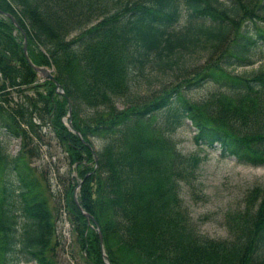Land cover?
Instances as JSON below:
<instances>
[{
  "label": "trees",
  "instance_id": "obj_1",
  "mask_svg": "<svg viewBox=\"0 0 264 264\" xmlns=\"http://www.w3.org/2000/svg\"><path fill=\"white\" fill-rule=\"evenodd\" d=\"M263 9L264 0H0L18 25L0 12V134L21 140L6 157L0 139V264H55L46 174L29 167L42 127L75 173L63 205L90 264H103L99 233L111 264H264V188H249L229 211V238L199 233L179 181L196 179L201 157L183 155L167 133L187 121L197 146L264 166V69L227 72L264 41V29L249 27ZM24 36L31 62L51 67L63 93L38 82ZM203 52L202 63H187ZM148 68L173 78L166 90L114 108L112 96H132ZM204 83L216 91L194 102L187 93ZM68 104L76 132L62 120ZM161 110L167 136L143 122ZM94 138L102 143L96 151ZM78 180L77 202L95 223L73 200Z\"/></svg>",
  "mask_w": 264,
  "mask_h": 264
},
{
  "label": "rangeland",
  "instance_id": "obj_2",
  "mask_svg": "<svg viewBox=\"0 0 264 264\" xmlns=\"http://www.w3.org/2000/svg\"><path fill=\"white\" fill-rule=\"evenodd\" d=\"M16 14L18 15V13ZM260 15L262 18L253 21L254 23L249 25L250 28L264 29V9L261 11ZM95 23L96 20L91 19V26ZM74 35V33H70L67 37L71 38ZM205 55L204 52L193 54L191 57L187 58V63L194 65L200 64L204 61ZM45 67L51 68L49 66ZM263 69L264 41L257 40L256 45L250 51L249 62L243 65L231 66L227 69V72L229 76L233 74L249 75ZM153 72L154 71L149 68L146 70V76L139 78L138 87L134 90L132 96H112L115 97L113 101L114 108L124 110L127 108L125 105H127L130 98L141 99L153 93L158 95L164 92L166 88L159 90L160 87L171 82L173 78L171 79L170 75H156ZM37 76L38 82H42V77L39 75ZM216 89L213 83H204L199 87L193 88L187 93V96L194 102H197L209 97V94L215 92ZM94 108L102 107L99 105L91 106V111H93ZM80 111L83 112L84 110L82 109ZM163 112L164 110L158 111L143 122L158 134L167 136L163 134V130L165 129L163 127ZM67 118L68 117H63L62 120L65 122ZM41 132L43 134V142L38 143V154L34 157H29V167H32L34 175L38 177L45 173L48 182V184L47 182L46 184L41 182V185L43 186L44 184L45 186H43V188L48 207L54 219V232L50 242L51 250L49 251L48 249V251L49 253L52 251V260L55 264H90L83 258L77 240L78 233L76 234L74 231L73 223H71L67 217L63 205L65 189L69 187L68 183H70V178L73 177L75 173L69 170L70 166L68 168V160L65 158L66 153L64 146L57 141L46 127H42ZM167 133H169L172 140L171 142H173L175 148L183 155L189 156L197 154L201 157L196 179L189 185L187 181H179L181 184L179 194L182 197L184 206L194 228L199 233L214 239L229 238L225 228L228 213L231 209L240 204L246 190L253 186H261L264 188V166L255 167L240 164L231 156L224 158L220 157L216 148L197 146L192 140L194 133L193 128L187 121H184V123L174 131ZM0 139L2 144L5 145L6 157L14 156L21 145L20 138H9L1 133ZM92 141L95 151L101 148L102 143L99 139L94 138ZM35 144L37 145L34 141L32 145L35 146ZM40 169H42L43 172L40 171ZM46 170L48 172H46ZM80 181L77 182L79 187L81 184ZM76 187L77 186L74 188ZM73 193L74 189L72 190V196ZM75 195L77 199V192H75ZM258 202L259 198L254 199V203ZM86 220L88 223L91 222L90 219Z\"/></svg>",
  "mask_w": 264,
  "mask_h": 264
},
{
  "label": "water",
  "instance_id": "obj_3",
  "mask_svg": "<svg viewBox=\"0 0 264 264\" xmlns=\"http://www.w3.org/2000/svg\"><path fill=\"white\" fill-rule=\"evenodd\" d=\"M4 16H8L10 18H12L8 13L6 12H2L0 11ZM14 24L16 26H18L16 24V22L14 21V19L12 18L11 19ZM22 48H23V53H24V57L26 59V61L28 62V64L32 67V69L39 75L42 77V79H49L50 81H52L55 85V91H59L61 93H63V91H60L59 90V83L55 80L53 74H52V69L51 68H47L45 66H38V65H35L31 62V60L29 59L28 55H27V51H26V41H25V36H24V40H23V44H22ZM70 105H68V111L70 112ZM67 127L69 130H71L72 132H76L73 128H72V125L70 122L67 123ZM79 186H77L75 189H74V193H73V199H74V202L75 204L77 205V207L79 208L80 212L85 216L86 219H90L92 222H94L93 218L91 217V215L87 212H85L81 206L78 204L77 202V199H76V195H75V192L77 190ZM95 223V222H94ZM99 240H100V247H101V236H100V233H99ZM102 247H101V253H102V256H103V260H104V264H110L109 261L107 260V257L105 256V254L102 252Z\"/></svg>",
  "mask_w": 264,
  "mask_h": 264
},
{
  "label": "bare ground",
  "instance_id": "obj_4",
  "mask_svg": "<svg viewBox=\"0 0 264 264\" xmlns=\"http://www.w3.org/2000/svg\"><path fill=\"white\" fill-rule=\"evenodd\" d=\"M66 116H67V117L70 116V112H69V111H68V113L66 114ZM102 252L105 254L104 250H103ZM105 256H106V254H105ZM106 257H107V256H106Z\"/></svg>",
  "mask_w": 264,
  "mask_h": 264
}]
</instances>
